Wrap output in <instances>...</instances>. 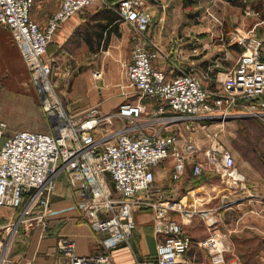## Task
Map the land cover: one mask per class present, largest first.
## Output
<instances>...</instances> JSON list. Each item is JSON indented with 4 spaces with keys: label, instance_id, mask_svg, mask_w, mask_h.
<instances>
[{
    "label": "built area",
    "instance_id": "built-area-1",
    "mask_svg": "<svg viewBox=\"0 0 264 264\" xmlns=\"http://www.w3.org/2000/svg\"><path fill=\"white\" fill-rule=\"evenodd\" d=\"M93 1L59 0L58 9L41 23L31 14L36 0H0V26L10 30L49 121V130L23 128L8 135V122L0 119V207H10L15 216L0 236V264H14L10 248L21 227L27 230L40 225L46 229L54 213L51 202L61 175L80 197V217L101 237L99 248L80 254L74 239L60 235L57 264H114L112 252L129 244L136 227L135 212L142 208H151L154 213L157 254L155 260L135 255L136 264H179L194 244L213 256L222 255L228 248V234L215 227L216 219L211 217L214 228L207 236L195 241L178 218L194 214L185 197L164 198L155 187L156 165L173 155L172 179L179 181L199 147L181 139L177 132L144 131L142 100L161 102L149 111L148 122L184 123L189 128L185 122L189 118L250 117L264 123V43L256 34L258 25L264 23L262 11L246 7L245 15L256 20L246 31L235 27L213 33L223 43L241 45L242 51L237 64L224 74L221 86L211 89L181 65H174L176 73L170 78L157 68L153 61L157 53L147 44L150 12L141 0H120L116 9L121 19L138 34L132 59L122 63L126 73L123 92L136 99L121 103L110 113H102L97 106L72 112L56 90L48 47L61 24ZM93 76L101 79L102 68L94 70ZM166 106L171 113L162 115ZM205 156V161H194V175L214 170L231 188L247 189L246 177L238 171L231 148L215 142L205 150Z\"/></svg>",
    "mask_w": 264,
    "mask_h": 264
},
{
    "label": "crops",
    "instance_id": "crops-1",
    "mask_svg": "<svg viewBox=\"0 0 264 264\" xmlns=\"http://www.w3.org/2000/svg\"><path fill=\"white\" fill-rule=\"evenodd\" d=\"M44 1L36 0L34 7L38 2L41 5ZM55 1L57 2L56 9H58L59 0ZM119 1L94 0L91 4L99 2L104 5H100L103 7L95 11V19L91 24L87 25L85 23L87 29L81 31L83 29L81 24L86 19L80 18L78 13L62 23L54 35L57 38V44L62 49L63 44L72 39L77 33L88 43L90 49H94L98 45L102 48L104 42H109L113 35L121 34L118 40L112 41V48H107L105 51V56L112 51V57L109 59L104 57L101 63L92 70L91 82H87L89 90L86 94L79 96L80 98H88L91 105L81 110L97 106L102 113H110L117 111L121 103L136 99V97L123 92L126 73L122 63L132 59L138 34L136 32L133 34L130 25L121 19L116 9ZM141 1L151 14V24L147 32L150 41L147 44L150 51H156L157 53L153 58L155 66L163 69L170 78L176 73L173 68L174 65H181L189 72L196 74L205 87L219 88L224 74L237 64L242 46L227 42L223 43L217 37H214L216 35H213V33L231 30L235 27L246 31L245 22L244 26H240L243 23L237 25L238 20L235 21L229 14L232 13L233 8H239L244 13L246 7H252V5H247L245 0L244 2L243 0H237L238 3H234L232 0ZM253 7L261 10L264 15L263 1L261 3L257 2ZM108 8L115 10L120 19L116 28H114L115 26L112 27L111 24L110 29L105 30L103 36H100L98 35L101 30L99 23L104 24L107 22L106 18H102V14ZM32 17L41 23L45 20L41 14L36 12L34 16L32 14ZM260 25L264 28V23ZM196 48L197 51H195ZM99 68H102L103 77L96 79L93 76V71ZM59 73L60 71H56V74L53 75L56 90L59 82L65 80L66 75L69 74L66 72L65 75L61 76V79H58L57 75ZM29 74L20 50L12 39L10 30L0 26V80H3L5 87L8 88L2 87L5 92L3 95H10L11 93H8V90L12 88L20 93L31 92L33 85H36V83ZM58 95L61 98L59 92ZM61 100L65 105L62 98ZM142 104L145 109L142 117V121H145L142 125L144 131L148 133L177 132L181 139H189L199 147L198 155L186 163L185 172L179 181L172 179L175 166L173 155L165 158L154 167L155 186L161 191L163 197L176 199L185 197L186 206L194 211V214L190 217L178 216L184 231L195 241L201 239L214 228L210 223L212 217L217 221L215 227L228 234L226 242L228 248L222 255L213 256L209 254L206 248L194 244L180 259L179 264H264V181H257L250 185L246 181L247 189L238 191L222 182L220 174L214 170L208 169L200 176L194 175L193 169L196 164L194 161H205L203 159L206 158L205 150L207 149H201L197 140L198 133L202 134L204 132L202 130L206 122H214L222 120V118L211 117L206 120L189 118L185 121L190 125L189 128L185 127L184 123L148 122L151 120V115H148L149 111L159 107L161 102L157 99L144 98ZM65 106L70 110L67 105ZM170 113L171 111L166 106V110L162 115H169ZM0 119L3 118L0 117ZM230 119L237 120L238 118L233 117ZM8 125V135L19 129L11 127L9 122ZM200 128L202 129L200 130ZM216 136L214 135L207 147L215 142L226 146V143ZM237 169L240 171L238 166ZM248 178L251 180V176H248ZM79 200L78 193L70 187L65 175H61L51 202L54 213L48 218V233L54 231V234L49 236L52 240L50 243L55 244L60 235H69L75 240L80 254H90L100 247L101 235L97 234L86 220L75 221L76 214H78L77 205ZM142 209L135 212L137 223L129 244L112 252L114 264H136L134 262L135 255L141 260L156 259L157 240L154 235L153 222L150 228L142 224L145 220L152 218L153 213H150V211L153 210L151 208ZM14 220L15 216L10 207H0V236L5 232L4 225ZM57 221L67 223L62 228L58 227V224H53ZM21 228L20 232L14 237L10 248V255L14 264H38L34 257L37 252L25 258L16 249L15 242L21 231H35V236L42 233L43 237L47 229L44 230L40 225L27 230ZM79 238L84 239L80 245L77 243ZM52 248L56 249L55 247ZM22 257L25 259L22 260ZM54 259V264H57L58 256H55Z\"/></svg>",
    "mask_w": 264,
    "mask_h": 264
},
{
    "label": "rangeland",
    "instance_id": "rangeland-1",
    "mask_svg": "<svg viewBox=\"0 0 264 264\" xmlns=\"http://www.w3.org/2000/svg\"><path fill=\"white\" fill-rule=\"evenodd\" d=\"M245 1L247 2V5H252V7L257 2H264V0ZM100 5L104 4H100L99 2L96 4H90L79 13L78 16H80V18L83 20L86 19V21L81 24V26H83L81 31L87 29V25L94 21L95 11L103 7ZM56 8L57 2L55 0H45L41 5H39V2L37 3L33 8L32 14L33 16L35 12L41 14L45 19V22ZM229 15L232 16L235 21L238 20L237 25L243 23L240 26H244L245 22V29H249L256 22L255 18L246 16L239 8H233L232 13ZM132 31L133 34H135L136 31L133 28ZM256 34L264 39V28H262L261 25L256 28ZM120 36V33L118 35L115 34L110 38L109 42H104L102 48L98 45L94 49L89 48L88 43L82 39L79 33L74 35L69 41L65 42L63 44V49L57 44V38H55V36L53 37L49 44L47 58L53 61L55 74L56 71H60L59 75H57L58 79H61V76L65 75L66 72L69 73L66 75L65 80L59 82L57 90L65 105H67L70 110L79 111L91 105L88 98H80L79 96L88 92L89 88L87 87V82H91L90 77L95 66L100 64L104 57H106V59L112 57V51L106 56L105 51L107 48H112V41L118 40ZM4 84V81L0 80V117L9 122L10 126L13 128L23 129L29 127L33 130L49 129V121L43 112L42 96L37 86L34 84L32 91L28 93H20L18 90L12 88L8 90V93H11L10 95H3V93H5L2 89V87H5ZM204 126L205 127L202 130L204 132L202 134L198 133L197 136V140L200 143L198 144L201 146L202 150L208 148L207 146L210 143V140L214 135H217L216 137L224 141L226 146L230 147L234 152L237 166L242 174L246 176L248 185L253 184L254 182L256 183L257 181H264V123L262 121L256 118H238L237 120L222 119L214 122H206ZM201 129L202 128H200V130ZM203 160H205V158ZM248 171L250 173H247ZM248 176H251V180H249ZM150 213H153V211H150ZM76 215L77 217H75V221H85L84 218L80 217L79 213ZM153 215L154 213L152 214V218H149L142 223L147 228L151 227ZM66 223L64 221H57L53 224H58V227L63 228ZM48 226L46 227L47 231H44L45 233L43 237L41 235L42 233L39 235L36 233L38 238L35 236V231H21L15 242L17 245L16 249L21 253V256L26 258V256L34 255L37 252L34 257L38 264L55 263L54 258L55 256H58V239L55 244L50 243L52 240L49 236L54 234V231L48 233ZM83 241L84 239L82 238L77 239L79 245ZM52 247H55L56 249H53ZM25 258L22 257V260Z\"/></svg>",
    "mask_w": 264,
    "mask_h": 264
},
{
    "label": "trees",
    "instance_id": "trees-1",
    "mask_svg": "<svg viewBox=\"0 0 264 264\" xmlns=\"http://www.w3.org/2000/svg\"><path fill=\"white\" fill-rule=\"evenodd\" d=\"M234 3H238L237 0H232ZM102 18H106L107 22L106 23H99L100 26V32L98 33V35L103 36V33L105 30H109V26L111 25L112 27L116 28L118 25V20L120 19L119 15L115 12V10L108 8L104 11V13L102 14ZM262 58L264 59V52L262 55Z\"/></svg>",
    "mask_w": 264,
    "mask_h": 264
},
{
    "label": "water",
    "instance_id": "water-1",
    "mask_svg": "<svg viewBox=\"0 0 264 264\" xmlns=\"http://www.w3.org/2000/svg\"><path fill=\"white\" fill-rule=\"evenodd\" d=\"M228 119H230V118H228Z\"/></svg>",
    "mask_w": 264,
    "mask_h": 264
}]
</instances>
